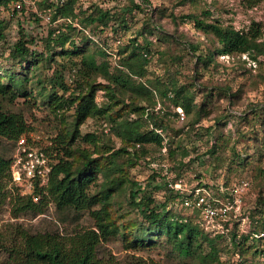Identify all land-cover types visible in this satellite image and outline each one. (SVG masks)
Returning <instances> with one entry per match:
<instances>
[{
    "label": "trees",
    "instance_id": "1",
    "mask_svg": "<svg viewBox=\"0 0 264 264\" xmlns=\"http://www.w3.org/2000/svg\"><path fill=\"white\" fill-rule=\"evenodd\" d=\"M11 1L0 0V6H6ZM261 1L247 0L249 7ZM77 3V0H58L44 1L39 5L51 10V25L62 21L59 26L49 30L44 50L40 53L30 48L37 44L35 39L20 28L18 40L10 46L8 52L11 65L0 66V98L10 103L19 98L35 103L39 98L40 105L53 112L74 109L73 129L60 131L51 138L53 146L50 150L55 151L58 158L52 164L46 194L41 191L40 201L36 203L30 196H21L14 190L10 196L13 215L16 217L26 212L42 214L44 207L52 203L60 213L88 212L94 223L93 228L62 235L50 232L31 233L21 225H14L11 236L0 238V250L8 254L6 264H155L134 255L119 260L114 257L98 258V247L112 237H118L125 250L170 247L171 253L190 264H264V241L254 237L264 229V210L261 206L246 212L247 222L244 225L247 230L236 220L226 221L223 232L205 230L197 211L190 212L181 207L179 211L174 209L176 203L179 205L181 196L170 187L177 183L187 186L178 180L181 177L179 172L182 166L189 169L201 155L194 150V156L188 157V164L174 167L173 180L168 179L167 173L161 172L162 165H157L160 169L155 165L151 166L162 157L159 154L158 159L149 158L151 149L161 153L162 148L171 143L168 131L177 122L176 108H181L186 117L193 115L190 131L194 127L198 128V121L207 119L212 113L207 109V99L212 94L206 93L201 104L196 106L189 92L190 88L196 87L192 82L189 86H178L172 80L164 83L158 78L153 81L147 79V58L150 56L147 36L159 31L170 39L156 24L163 18L165 8H153L150 0H129V5L119 10L95 4L91 6L93 12L87 14L86 10L77 7ZM14 11L17 13L19 10L15 8ZM134 13H146V22L124 44L120 31L129 28ZM186 18H189L198 31L209 37L212 43L210 48L201 53H197L199 48L191 44L185 48L192 51L195 69L204 70L216 66L215 56H246L251 62L263 64L264 33L260 24L253 22L246 31H238L231 26H222L219 22L209 23L207 20L210 13L207 11L203 13V19L195 14ZM108 37H111L118 48L115 52L109 50ZM141 38L145 43L139 41ZM43 69H52V75L45 77L44 82L39 75L35 76L37 71ZM97 78L105 84H96ZM35 87L40 89L39 92L36 91L37 94L34 92ZM99 90H103L107 97L105 105L99 106L96 102ZM211 91H219L218 98H223L229 106L219 117H225L224 120L228 121L232 116L238 115L240 122L248 118L249 114H237L239 110L230 108L242 95V86L233 90L231 85H217L212 86ZM156 98L166 99L172 108L169 110L168 107V111H165L163 107H159L155 111ZM116 107H119L118 114L113 116ZM131 115L136 117L131 119ZM250 115L258 119L260 114L251 109ZM97 117L110 124V133L120 140L121 147L117 151L107 147L104 152H99L97 148L93 152L80 147L72 148L71 142L79 137L78 126L88 118ZM261 128L264 132V124ZM32 130L21 114L9 113L0 107V138L15 142ZM206 131L209 132L210 128ZM94 138V135L86 134L81 139L92 144ZM255 144V153L260 158L263 157L264 134L255 138ZM172 152L169 150L170 155ZM216 152L214 143L205 152L209 158L208 163L211 158L217 160ZM94 154L99 156L95 157ZM233 154L240 159V154ZM122 155L131 157L135 165L140 162L149 164L152 175H155L152 180L158 177L166 180L156 187L165 192V202L155 200L139 183L129 181V204L140 219L139 222L130 224L115 222L109 212L112 194L120 189L119 182L124 184L126 180H111L110 174L118 173L121 169L107 159ZM247 156L243 157V161L248 162ZM9 165L10 160L0 155V204L10 194L6 192V196L3 191V181L7 183L10 177ZM99 175L104 178L102 182L99 181ZM242 180L245 179L235 183ZM232 184L224 182L221 185L228 189ZM254 184L259 188L258 204L261 205L264 202L263 169L257 170ZM198 185L211 190L218 189L217 186H209L204 182H199ZM251 188L249 182L243 206L247 204L246 197ZM224 196L220 194L221 199ZM168 201L172 206L167 204ZM95 206L99 208L95 209ZM248 253L252 255L250 260L245 256ZM227 254L235 255L237 261L226 260Z\"/></svg>",
    "mask_w": 264,
    "mask_h": 264
},
{
    "label": "rangeland",
    "instance_id": "2",
    "mask_svg": "<svg viewBox=\"0 0 264 264\" xmlns=\"http://www.w3.org/2000/svg\"><path fill=\"white\" fill-rule=\"evenodd\" d=\"M44 1L56 2L58 0H33L31 5H26L20 0H12L8 5L0 6V36L2 37L0 38V66L11 65L8 52L10 46L18 40L20 28L29 37L35 39L37 44L31 46V49L38 53L44 50L49 30L62 23V21H58V24L51 25V23H47L44 20L46 8L39 6ZM77 1V7L86 10L87 14L93 12L91 6L95 4L117 10L129 5V0ZM150 3L153 8H165L163 18L156 24L161 27V31L165 32L170 39L159 31L147 36L148 42H150V56L148 55L149 58H147V79L153 81L158 78L164 83L172 80L178 86H189L192 82L196 87L190 88L189 92L196 106L201 104L206 93L212 94L207 99V109L212 112L211 115L207 119L203 118L198 121L199 127L196 129L194 127L191 131L189 130V125L194 120L193 115L185 116V121L182 123L174 122L168 131L171 143L162 148L161 153H159V150L151 149L149 158L158 159L159 154L162 156L160 160L156 161L157 163L151 164V166L162 165L161 172L163 174L167 173L168 179L173 180L175 178L174 167L188 164V157L192 158L194 152L197 151L201 157L190 166L191 169L182 166L181 172H179L181 173L179 181H182L187 186H194L196 183L204 182L209 186H217L219 188L224 182L232 184L241 179L248 180V182H251L252 188L246 197L247 204L244 206L245 215H243L246 216V212H250L254 207L258 206H261L264 210V202L261 205L258 204L259 188H256L254 184L257 170L260 168L264 170V156L260 158L255 153L257 144L254 145L255 138H259L264 134L261 128L264 124V62L258 65L248 60L246 56L241 58L215 56L216 66H211L209 69L204 70L195 69V58L192 55V51L185 49L191 44L199 48L197 53H201V51L212 46L210 38L198 31L189 18H186V16L191 14L203 19V13L207 11L210 13V18L207 20L209 23L219 22L222 26H231L238 31H246L254 22L260 24L264 33V0L253 7H249L247 0H196L195 2H185V0H150ZM15 8L19 10L17 13L14 11ZM145 14L134 13V17L129 23V28L126 31H120L124 38V44L129 38H132L137 30H140L145 25L147 17V14ZM107 41L109 50L115 52L118 49L115 42H112L111 37H108ZM139 41L145 43L143 38ZM59 60L66 62V60ZM99 61L100 59L98 58L97 62ZM37 75L44 82L45 77L52 75V69L37 71L35 76ZM96 84H105V82L97 78ZM217 85L222 87L231 85L233 90L238 89L240 86L243 87V93L239 96V100L230 108L239 110L236 112L237 114H240L239 112H242L241 115L244 116L249 114L247 119L240 122L237 118L238 115H234L236 117L232 116L230 120L227 119L228 121L224 120L225 117H219V115H223L224 110L229 106L223 98H218L219 91H211L212 86ZM34 90L36 93L40 89L35 87ZM96 102L99 106L108 102L103 90L97 92ZM35 103L26 101L24 98H19L10 103L6 99L0 98V107L6 112L21 114L25 122L33 129L31 132L36 133L41 138V143L50 142V138L55 137L60 131L64 132L67 129H73L75 124L73 108L53 112L41 106L39 98H37ZM156 104L157 108L163 107L165 111H168V107L169 110L172 108L166 99L156 98ZM119 107L114 108L113 116L118 114L117 110ZM251 109H255L260 114L258 119L254 115H250ZM135 117L136 115L130 116L131 119ZM207 128H210L209 132L206 131ZM78 133L79 137H76L71 142L73 143L72 148L80 147L88 149L90 152L97 148L99 152H104L107 147L114 149V151L121 147L120 140L110 133V124L102 118L86 119L84 123L78 126ZM86 134L94 135V143L90 144L81 139ZM214 143L217 149L215 156L217 160L211 158V162L208 163L209 158L205 155V152ZM246 146L249 147L246 148ZM12 147V141L0 138V155L5 159L11 157ZM169 150L173 151L171 155ZM51 152L55 153V151ZM233 152L240 154V159ZM244 152L246 153L243 154ZM246 154L248 155L246 157L248 162L243 161V157ZM96 155L99 156V154H94L95 157H97ZM105 156H108V154L105 153ZM55 158H58V156ZM107 160L113 161L116 167L121 169L118 173L110 174L111 180H117L118 178L126 180L124 184L119 182L120 189L114 192L110 199V217L115 222L130 224L140 221L138 214L129 204L130 180L139 183L141 188L155 200L159 202L166 201L165 192L156 189L157 186H161L166 180H162L160 177L152 180L155 175H152L153 172L149 164L140 162L135 165L133 159L125 155L114 158L108 157ZM98 178L100 182L104 180L102 175H99ZM5 182L4 180L3 191L10 194L7 196L6 193L7 198L0 204V238L6 239L11 236L14 225H21L23 229L31 233L50 232L62 235L93 228L94 223L88 212L70 211L60 213L52 203L44 207L42 214L26 212L20 213L15 217L10 204V196L12 194L11 191L18 188L10 184V182ZM216 190L214 192H217ZM167 204L171 205L169 201ZM96 208H99V206H95ZM174 209L179 211L178 203H176ZM243 229L247 230L248 228L244 225ZM97 255L98 258L107 259L114 257L118 260L134 255L155 264H190V262L182 261L176 254L171 253L170 247L157 246L150 250H125L122 241L118 237H112L109 241L102 242L98 247ZM245 256L249 260L252 257L250 253ZM225 257L226 260L235 262L238 259L231 254H227ZM7 261L8 254L0 250V264H6Z\"/></svg>",
    "mask_w": 264,
    "mask_h": 264
},
{
    "label": "built area",
    "instance_id": "3",
    "mask_svg": "<svg viewBox=\"0 0 264 264\" xmlns=\"http://www.w3.org/2000/svg\"><path fill=\"white\" fill-rule=\"evenodd\" d=\"M20 1L26 5L33 3V0ZM45 13L44 20L50 23L51 10L46 8ZM158 109L159 107L155 111ZM175 112L177 121L184 122L186 115L182 109L176 108ZM51 146H53L51 138L50 142L41 143V138L34 132L22 135L13 142L9 158L10 177L8 183L16 186L18 189L15 190L21 196H30L36 203L40 201L41 191L46 194L45 190L49 182L52 164L55 163L57 156L56 153L51 152ZM248 186L249 182L242 180L233 183L228 189L220 186L217 192H214L208 187L199 186L198 183L194 186H185L182 183L170 185L181 196L179 207L190 212L197 211L202 218L204 229L214 233L223 232L226 221L236 220L242 225L247 222V215H243V198ZM221 193L225 195L224 199L220 198ZM254 237L264 241V229Z\"/></svg>",
    "mask_w": 264,
    "mask_h": 264
}]
</instances>
